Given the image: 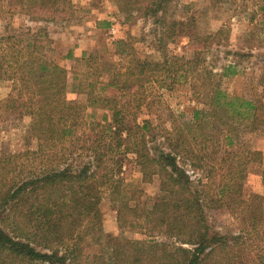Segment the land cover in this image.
Instances as JSON below:
<instances>
[{
    "label": "trees",
    "instance_id": "trees-1",
    "mask_svg": "<svg viewBox=\"0 0 264 264\" xmlns=\"http://www.w3.org/2000/svg\"><path fill=\"white\" fill-rule=\"evenodd\" d=\"M176 2L115 0L126 21L153 19L161 58L134 57L118 40L112 57L119 62L99 51L75 59L72 92L85 95L86 105L67 99L68 71L49 56L46 26L0 37V82L12 83L6 112L30 117L37 141L34 151L0 158V264H264V198L243 194L249 152L242 141L264 138V102L228 94L222 78L230 68L220 76L201 53L169 52L184 32ZM78 12L72 0H0V19L16 14L48 24L73 21ZM112 26L100 20L95 28ZM152 85L167 91L187 85L196 100L190 119L170 112L169 127L159 119L158 134L140 125ZM88 109L110 118L89 121ZM159 138L163 149L153 153L149 143ZM127 155L143 182L158 179L154 202H136L140 191L122 179ZM188 168L202 172L206 183H196ZM105 198L121 232L171 242L105 235ZM208 210L228 211L239 234L214 231Z\"/></svg>",
    "mask_w": 264,
    "mask_h": 264
},
{
    "label": "rangeland",
    "instance_id": "rangeland-1",
    "mask_svg": "<svg viewBox=\"0 0 264 264\" xmlns=\"http://www.w3.org/2000/svg\"><path fill=\"white\" fill-rule=\"evenodd\" d=\"M78 9L77 19L69 22L35 23L22 15H8L0 19V37L13 31H24L29 28H47L51 40L50 58L68 71L67 99L86 105L87 97L72 92L73 72L77 67L75 59L85 53L101 52L104 59H116L115 42L123 41L127 52L140 59L159 60L160 53L156 49L155 25L153 19L134 18L126 21L118 11L115 0H72ZM264 0H177L175 19L183 22V37L170 45L169 52L179 56L192 57L201 53L204 65L215 74L222 75L230 68V74L222 78V88L231 95L247 99H261L264 102ZM108 20L113 23L109 30H97L96 22ZM76 49L82 51L80 57H74ZM70 55V56H69ZM68 56L70 58H68ZM124 64V62H123ZM12 83L0 82V158L12 154L34 151L37 141L30 135L31 119L6 112V100L11 94ZM149 108H143L138 115V123H148L153 134H158L159 119L169 127V114L183 115L190 119V110L195 107L189 87L178 86L172 91L158 90L155 85L146 88ZM110 114L88 109L86 118L89 121H101ZM162 139L150 142L153 153L156 148L163 149ZM249 164L244 181L243 194L259 195L264 198V182L261 170L264 169V138L262 136H246L243 140ZM253 151L261 152L255 161ZM193 180L206 183L204 174L188 168ZM122 179L138 189L140 193L136 202L150 204L159 197V181L155 178L151 183L142 180L140 168L133 155H127L123 163ZM103 230L105 235L122 236L131 240H154L171 242L164 237H147L141 232H121L117 224V213L109 198L101 204ZM208 221L214 231L221 234H239V221L228 211H207Z\"/></svg>",
    "mask_w": 264,
    "mask_h": 264
},
{
    "label": "crops",
    "instance_id": "crops-1",
    "mask_svg": "<svg viewBox=\"0 0 264 264\" xmlns=\"http://www.w3.org/2000/svg\"><path fill=\"white\" fill-rule=\"evenodd\" d=\"M82 51H79L78 49H76V52H74V57H80L81 56Z\"/></svg>",
    "mask_w": 264,
    "mask_h": 264
}]
</instances>
